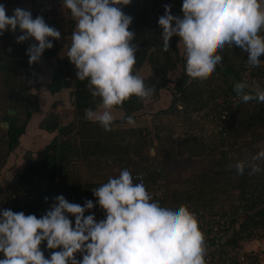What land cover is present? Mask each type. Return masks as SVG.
<instances>
[{"label": "clouds", "instance_id": "obj_1", "mask_svg": "<svg viewBox=\"0 0 264 264\" xmlns=\"http://www.w3.org/2000/svg\"><path fill=\"white\" fill-rule=\"evenodd\" d=\"M132 0H62L75 21L67 57L80 81H87L91 95L100 99L96 109H85V119L112 131L115 109L133 96L148 101L155 89L146 85L136 70L138 45L130 30L133 17L123 11ZM158 18L163 51L179 37L186 61L185 73L203 83L222 63L225 47L247 53L250 67L261 66L264 56V0H183L182 15H173L166 4ZM22 34L17 43L34 38L26 50L29 64L38 63L61 31L42 15L17 7L12 14L0 3V36L7 31ZM247 81L234 85L243 103H264L259 85L248 90ZM127 123L135 126L132 116ZM264 149L251 161L237 160L239 175L250 169L255 175L264 168ZM140 180V182H135ZM96 198L83 204L70 202L63 194L53 198L45 214H25L0 209V264H208L206 234L200 220L187 204L178 208L162 206L139 176L124 168L118 176L92 189ZM45 197V201H48ZM99 206L105 218L97 220ZM86 213H89L86 215ZM70 217H74L73 220ZM50 251L45 256L42 245Z\"/></svg>", "mask_w": 264, "mask_h": 264}, {"label": "trees", "instance_id": "obj_2", "mask_svg": "<svg viewBox=\"0 0 264 264\" xmlns=\"http://www.w3.org/2000/svg\"><path fill=\"white\" fill-rule=\"evenodd\" d=\"M30 2L33 17L40 16L42 12L37 9L39 0ZM182 2L183 0H132L130 5L122 8L126 14L133 17L130 30L136 34L133 43L138 45L135 67L139 74L143 73L144 62L147 60L152 71L149 76L141 75L146 85L153 87L154 93L171 87L174 96L173 107L183 112L180 125H183L184 129L187 126V129L200 133L198 138V134L194 136L185 129L186 152L194 157L197 154L201 155L202 151L209 147L211 153L208 156L219 154L215 163L218 167L213 171L215 178L201 174L196 179L188 180L189 187L176 189L170 195L164 191L163 185L160 188L161 194L153 197L162 206L170 208H178L182 204H187L192 210L208 206L223 208L226 204L234 202L232 197L235 191L243 193L246 189H251L259 193V199L264 203V170L249 175L250 169L246 168L244 174L239 175L229 161L231 151H238L242 157L251 161L252 156L264 147V103L255 100L249 103L240 101L229 116L225 134L209 120L210 113L219 115L224 108L223 100L235 94L234 85L242 81L241 73L247 63V53L238 47H225L222 52V63L217 66L211 80L201 83L188 78L185 73L186 61L178 46L179 37L174 36L169 50L163 51L162 29L158 24V18L165 13L166 4L172 6L173 15H182ZM0 3L6 5L9 15L15 8H22L21 0H0ZM12 5L15 6L8 8ZM20 34L22 33L18 29L17 36ZM51 40L54 46L45 50L44 59H49L65 45L58 40ZM31 44L32 38L17 43L16 38L12 39L8 32L0 36V81L5 90L2 95L5 103L4 112L15 109V112L10 114L9 127H4L0 120V179L4 177L3 169L10 159L20 155L21 137L26 133L34 114L40 109L38 90L43 83L40 79L41 66L39 63L29 64L26 50ZM10 47L11 50L8 49ZM179 67L183 69V76L173 84L168 82L171 79L170 73ZM66 74L67 70L59 59L47 84L51 93L71 88ZM217 79L222 83H218ZM214 82L218 83V90L211 89ZM87 83L86 80H76V90H73L76 115L72 121L65 124L55 112L48 114L41 121L40 127L55 133V137L41 152H36L38 154L28 149L23 157L18 156L21 157L19 163L22 165L20 163L21 167L5 187L7 195L3 203L4 209L11 208L13 211H24L25 214L40 217L50 208L49 203L54 202L55 196L63 194L70 202L79 203L82 201L83 189L93 192L92 189L107 182L109 176L102 181L91 179L82 182L81 177L71 174L75 157H81L86 161H90L91 158L99 162L105 160V163L111 164L122 162V169L127 168L131 172L133 169L145 171L148 184L156 182L159 178L164 181L167 179L164 165L160 171L154 169L152 167L154 164L148 160L152 157L145 150L160 137L158 133L153 136L147 124H139V120L137 121L138 117L144 114L145 101L133 96L122 107L116 108L115 110H119L121 114L118 112L115 114L117 118L113 130L105 131L98 123L85 119V109H96L100 103L98 97L94 98L91 95ZM254 87L250 84L248 90ZM259 87L264 90L263 87ZM195 112H200L199 117L194 116ZM128 116L134 118L135 126L127 123ZM135 156H140L141 162L135 161ZM144 161H147L148 165ZM259 163L264 168V161ZM228 196L229 201H222ZM45 197L49 198L48 201H45ZM70 218L74 223V217ZM42 248L45 256L49 257L46 244L42 245Z\"/></svg>", "mask_w": 264, "mask_h": 264}, {"label": "built area", "instance_id": "obj_3", "mask_svg": "<svg viewBox=\"0 0 264 264\" xmlns=\"http://www.w3.org/2000/svg\"><path fill=\"white\" fill-rule=\"evenodd\" d=\"M37 9L45 21L61 31V39L65 45L71 44L73 32V21L70 10L63 6L62 0H39ZM18 30V29H17ZM12 39L17 36V31H7ZM50 40L53 38H49ZM69 49V48H68ZM68 52V51H67ZM67 52L60 58L61 65L67 70L66 79L71 83V89L76 90L75 66L67 57ZM264 56L261 57V66L258 68L250 67L247 63L241 73L242 81H247L248 85H259L264 87ZM138 71V69L136 68ZM75 96H72V101ZM240 102L237 94H233L229 99L223 100L224 108L221 113H210L209 120L221 131L226 133L229 116L233 108ZM264 147L260 148V150ZM259 150V151H260ZM244 151V150H243ZM139 161V158H137ZM237 160H248L241 156L238 151H231L229 161L235 165ZM160 171V168H157ZM133 176H139L152 195L161 194V186L165 184L162 178L156 182L147 183V173L133 169ZM140 182V180H136ZM235 194V195H234ZM231 204L222 207H203L193 209L200 220V227L204 230L208 245V264H264V203L259 199V193L251 189H246L243 193L235 191ZM83 204L85 199L96 198L93 192L81 191ZM29 197H31L29 195ZM74 200V198H72ZM49 206L51 207V204ZM97 220L105 217L102 209L97 207L93 210ZM89 213H86V215ZM49 250V258H50Z\"/></svg>", "mask_w": 264, "mask_h": 264}, {"label": "rangeland", "instance_id": "obj_4", "mask_svg": "<svg viewBox=\"0 0 264 264\" xmlns=\"http://www.w3.org/2000/svg\"><path fill=\"white\" fill-rule=\"evenodd\" d=\"M23 2L25 1L23 0ZM23 4H26L24 6L25 10H30L27 3ZM23 4H21L22 7ZM13 6L15 5L8 6V8ZM2 45L4 46V44ZM180 48L182 52V46ZM143 67V73H141V75L149 76L151 74L152 67L147 60L144 62ZM169 76L171 78V73ZM174 76L175 79L171 78L168 82H172L173 84L178 80V78L180 79L181 76H183V69L179 67ZM208 80H211V78ZM217 80L219 81L218 83H222L221 80ZM218 83H212L211 89L218 90ZM2 86V82L0 81L1 121L2 116L5 114V103L2 98L5 90H3L4 88ZM172 94L173 93L171 87L169 86L162 89L160 93H154L148 101H145L144 114H142L137 119V121L139 120V124H147V126L149 127L148 130H151L153 136L155 134L157 135V133L160 136L159 139H155L154 144H149V146L145 150L146 152H149L152 157V159L149 158L148 160H150L151 163L154 164L152 166L154 169L158 168L157 166H159V168L161 169L164 165L163 168L166 171L167 179H165L166 183L164 184L163 188L164 191L169 195L174 193L176 189L189 187L190 181L188 182V180L194 178L196 179L201 174H204L207 177L215 178L213 171L218 167L215 163L219 157V154L216 156H208V154L211 153L209 147L203 150L201 155L197 154L194 157H191L190 153L186 152L187 148L186 146L184 147V142L187 140V135H185V129H187V126L184 129L183 125H180L182 122L181 116L183 112L177 111L176 108L173 107L174 96ZM114 111L116 112V114L120 113L119 110ZM39 113L40 109L37 111V116H39ZM199 113L200 112H195L194 116L199 117ZM189 131L194 136L198 134L199 138L200 133L196 132V130ZM145 133H147V130ZM18 156L20 155L18 154L14 159L11 158L6 167H4L3 169L4 177L7 176V179L11 178L13 174H15V170H18L19 168L18 162L21 157L19 158ZM137 158H139L138 162H141L140 156H135L134 160L137 161ZM104 161L99 162V160H92V158L90 161H86L81 157H75L72 164L73 168H71L73 173L71 174L77 177H81L82 182L89 181L91 179L102 181L108 176L111 177L118 174L122 169V162L111 164L107 162L105 163ZM147 161H144V163L146 162L148 165ZM76 168H78L77 171ZM227 200L229 201V196L222 199V201ZM169 201H171V199H169Z\"/></svg>", "mask_w": 264, "mask_h": 264}, {"label": "crops", "instance_id": "obj_5", "mask_svg": "<svg viewBox=\"0 0 264 264\" xmlns=\"http://www.w3.org/2000/svg\"><path fill=\"white\" fill-rule=\"evenodd\" d=\"M24 1L25 2L21 0L22 4L27 3L29 9L32 11V5H31L30 0H24ZM25 5L26 4H23L22 9H25L24 8ZM32 43H37L34 40V38H32ZM68 48H69V45H64L60 50H58L49 59H44L42 55L41 60L38 62L41 66L40 79L43 82L40 89L38 90L39 95H40V99H39L40 113H39V116H37V112L34 114L32 120L29 122L27 126L26 133L21 137L19 149H22L20 152V156L22 157L24 156L25 151L28 149L33 151L34 154H38L55 137V133H50L47 130L42 129L40 127L41 121L48 114H51L54 112L59 114L62 122H64L65 124L69 123L75 118L76 108L74 105V101H72V96L74 95L73 90L71 88H66V89L61 90L60 92L53 94L47 88V84L51 80V77L59 62V59L65 55V53L68 51ZM176 71L177 70H174L171 72V78H174L176 76V75L174 76ZM20 163H19V167H21L22 165V163L21 165ZM17 171L18 170H15V173ZM12 177L7 179V176H5V177H2V179H0V209H4L3 203L7 195L5 191V187L9 185ZM0 258H3V254L1 253H0Z\"/></svg>", "mask_w": 264, "mask_h": 264}, {"label": "water", "instance_id": "obj_6", "mask_svg": "<svg viewBox=\"0 0 264 264\" xmlns=\"http://www.w3.org/2000/svg\"><path fill=\"white\" fill-rule=\"evenodd\" d=\"M12 48L10 47L9 50H11ZM15 112V109H9L7 113H5L2 116V125L4 127H9L10 125V114H13Z\"/></svg>", "mask_w": 264, "mask_h": 264}]
</instances>
